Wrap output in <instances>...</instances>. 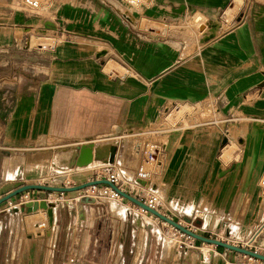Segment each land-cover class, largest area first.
I'll use <instances>...</instances> for the list:
<instances>
[{
  "label": "crops",
  "instance_id": "obj_1",
  "mask_svg": "<svg viewBox=\"0 0 264 264\" xmlns=\"http://www.w3.org/2000/svg\"><path fill=\"white\" fill-rule=\"evenodd\" d=\"M133 2L138 3L51 0L44 5L48 12L32 16L25 8L17 10L21 0H0V196L16 187L5 188L7 159L21 161L12 169L15 177L47 172L36 177L56 178L66 174L51 175L53 156L68 152L76 161L84 144L94 150L115 145L116 162L108 169L120 168L131 176L143 162L131 151L134 135L159 126L165 112L182 105L192 110L164 135L162 165L153 178L159 210L167 195L214 197L222 207L220 197L230 196L234 216L242 207L245 224L262 228L264 246V216L256 218L258 212L264 214V201L255 199L264 196V0ZM227 10L229 21L223 17ZM194 13L217 19L219 29L208 38L196 34L180 40L139 26L146 18L175 27ZM44 19L52 20L49 34L54 37L46 45L30 29ZM16 48L25 54L14 71ZM34 50L37 59L25 56ZM184 120L186 126H179ZM231 147L238 150L237 157L221 159V152ZM108 157L96 162L106 164ZM128 191L136 195L133 188ZM26 192L32 194L28 201L51 194ZM55 193L52 223L44 209L33 213L44 216L50 237L37 232L38 241L24 243L18 236L10 264H56L59 254L69 261L61 264H181V258L184 264H197L188 247L186 257L159 249L163 243L153 223L124 218L122 211L127 217L136 212L130 201H80L74 211L65 193ZM26 194L0 204V212L10 206L17 214L14 202ZM28 201L18 203L24 216L33 212L21 208ZM75 213L78 220L72 218ZM64 230L68 235L63 237ZM209 253V261L203 263L200 255L198 264H248L242 253L221 247Z\"/></svg>",
  "mask_w": 264,
  "mask_h": 264
},
{
  "label": "rangeland",
  "instance_id": "obj_2",
  "mask_svg": "<svg viewBox=\"0 0 264 264\" xmlns=\"http://www.w3.org/2000/svg\"><path fill=\"white\" fill-rule=\"evenodd\" d=\"M17 1V0H16ZM22 3L17 5V10L19 8H25L26 11L32 14V16H39V14H42L43 12H48L49 10L46 9L44 5L47 4V2H50L51 0H21ZM130 2V5L135 6L137 3H134L133 1L136 0H127ZM133 2V3H132ZM117 7L120 9L119 11L123 12L128 18H131L134 22L133 17L129 12L126 11V9L121 6L117 5ZM228 10L223 14V17L229 21L230 15H228ZM36 18V17H33ZM52 24V20L44 19L40 22V25L31 27V35L37 38L38 42L50 44L54 41V37L50 35L49 33L52 32L53 27H50L49 25ZM220 24L217 19H206V16L202 15L201 13H194L191 17H184L182 20L178 23L177 26H172L162 20H151L143 18L140 21L139 26L144 30V32H154L157 35H159L162 38L165 39H180V40H186L188 38H192L194 35L197 34V39L201 38H208L212 36V34L218 30L217 27ZM209 29V30H208ZM207 31V32H206ZM173 33L174 36L171 35ZM32 42H36V40L33 38ZM23 51L16 48L15 55H16V64L12 68L14 71L17 70L18 62H22V59H24ZM27 58H38V53L36 50L32 51V53H29L25 55ZM198 106V105H197ZM186 110H192V107H184L182 105L177 106V108H171L170 111L166 112L168 115V119L170 123H176L178 119L182 118L183 113ZM171 124V125H172ZM178 126L177 123L175 125ZM179 126L185 127L186 126V120L183 121L182 124ZM107 148V147H106ZM108 149H106V154H108ZM225 150V149H224ZM223 150V151H224ZM230 153L225 157L224 155L221 157V159L225 158V160H228V157L231 159L234 157H237L238 150H236V147H231L229 149ZM65 153V152H63ZM63 153L55 154L52 158V166H50V170L53 174L51 175H57L58 173H65L66 179L63 181V183H59L56 178L51 177L47 179H39L38 176H45L48 175L47 172H26L27 174L23 175L19 174V176L15 177L14 173L12 172V169L14 165H17L20 161L18 160H11L10 162L8 159L6 160L8 164V172L5 174L7 183L5 185V188L7 186L15 185L16 187L19 185H22L24 183H41L46 185H64V186H72L77 185L79 183L88 181V180H94L96 179L94 176L96 173L102 172L103 169H105V163L101 164V162L94 161L92 165H90L88 168H85L88 165L83 166H75L74 158L72 156L69 158V164L68 165H61L56 163L55 160L57 159L56 156H61ZM61 165V166H60ZM104 165V166H102ZM107 165V163H106ZM29 167V166H27ZM84 167V168H83ZM91 169L94 170L93 177L90 174ZM88 172V174H87ZM37 176V177H36ZM91 178H90V177ZM89 177L90 179H87ZM15 178V179H14ZM9 181V182H8ZM131 185H123L124 189H131ZM96 189H93L91 187H86L82 190V192L74 191V192H66L64 194V197L68 200V204L70 206H73V210L75 211L76 207L80 205V201L83 196L93 197L95 195ZM26 194L27 192L24 191ZM50 195L46 196V200L48 202L58 201V197L56 196L55 192H51ZM21 194V193H20ZM32 194H26V196L18 198L14 205L15 209H17V214H14L11 211V207L9 206L7 209L8 212L2 211L0 212V264H10V261H8V255L10 254V251L16 246V241L20 239V242L28 243V242H35L38 241L39 235H37V232H40L44 235L46 233L48 235V238L50 237V228L44 218L43 215L37 214L33 215V213H39L40 209L32 212L28 216H24L23 212H20L18 203L24 200L31 199ZM221 202L223 203V207L221 203L215 204L213 202L214 197H211L212 201H206L204 197H186V196H180V195H172V196H163V205H162V213L168 215L175 221L179 222L181 225H183L186 228H189L190 230L201 234L205 236H209L212 238H217L223 241H227L230 243L233 242H240V246L248 247L252 250H257L260 253L264 254V246H262V234H259V231H261V227L257 228L255 227H248L245 224V221L242 219V212L240 210L237 212V217L234 216L235 212L234 206L231 205V202H228L232 197H226L222 196ZM255 199L260 201L261 203L264 201V196H257ZM102 201H108L109 199L106 197H101ZM52 203H55V202ZM112 204H114V200H109ZM124 201L125 203H128L126 200H119ZM20 204V203H19ZM21 206V205H20ZM134 209H136V212H132L130 214V217H127V215L122 211L121 214L124 218L132 219L137 218L138 220L148 221L154 224L155 231L158 232V236L160 238V243L162 242L161 246H159V249L162 248L165 252H174L177 257V252H181V255L185 254L186 257V247L190 249L193 252V256L197 257L198 259L197 264L200 262L199 258L200 255L203 256V263L208 262L210 259V250L215 249L218 246H215L213 244H209L197 239H194L192 237L187 236L186 234L182 233L180 230L172 227L170 224L160 220L159 218H156L154 215L150 214L149 212L141 209L137 205L132 206ZM13 213V214H12ZM254 214V213H253ZM257 214V213H256ZM264 216L261 212H258V215L256 218H261ZM207 217V221L204 222V218ZM73 220L79 219L78 216L73 214ZM189 219L187 221L186 219ZM71 218H66V223L70 221ZM100 219H103L102 217ZM216 222V224H214ZM46 229V231H44ZM71 236L74 237L75 232L73 233L70 231ZM17 235V238L14 236ZM28 235H32L31 238L28 237ZM68 235L66 231H63V237ZM246 237V239H244ZM81 238V236L79 237ZM241 239L243 243H241ZM14 240V242H13ZM35 244L32 243V247H34ZM243 255V254H242ZM73 257V256H70ZM246 260H248L247 256H244ZM67 260L66 254L62 256V254H59L58 260L56 261V264H61ZM252 261V260H250ZM69 262V261H68ZM181 264H184V259H180ZM184 262V263H183ZM12 264V261H11Z\"/></svg>",
  "mask_w": 264,
  "mask_h": 264
},
{
  "label": "built area",
  "instance_id": "obj_3",
  "mask_svg": "<svg viewBox=\"0 0 264 264\" xmlns=\"http://www.w3.org/2000/svg\"><path fill=\"white\" fill-rule=\"evenodd\" d=\"M167 110V109H166ZM169 110V109H168ZM170 111V110H169ZM170 123L168 115L165 114L160 117L157 127L142 130L134 135L130 146L134 155L142 157L141 163L135 168V172L131 176H126L120 168L108 169L114 165L115 152L108 157L107 165H102L105 169L102 172L96 173V179H107L121 190L130 193L127 189L123 188V185H131V189L135 190V196L146 203L148 206L159 210L160 197L157 192V186L153 178L156 176V171L162 165V154L164 152L165 142L164 135L170 130L176 127V123ZM109 148V149H110ZM149 163V167H145V164ZM139 180L144 181L143 184L139 183ZM96 189L94 200H99L101 197H107L114 200H125L119 193L112 189L109 185L101 184L97 186H90ZM62 194V193H60ZM38 200L32 199L31 201ZM47 201V200H46ZM244 255V254H243ZM247 256V255H244ZM248 264H262L264 261L247 256ZM252 260V261H250Z\"/></svg>",
  "mask_w": 264,
  "mask_h": 264
},
{
  "label": "water",
  "instance_id": "obj_4",
  "mask_svg": "<svg viewBox=\"0 0 264 264\" xmlns=\"http://www.w3.org/2000/svg\"><path fill=\"white\" fill-rule=\"evenodd\" d=\"M178 10H180V9H178ZM111 148H112L111 154H113L115 152V147L113 146ZM92 151L93 150H92V147L90 145L84 144L83 146H81L79 148L78 158L76 159V161H74V163L79 165V166H83V165L88 164L89 162L92 161V158H94V157H92ZM56 179L61 184L66 179V176L61 175V176L56 177ZM139 183L143 184L144 181L139 180ZM101 184L109 185L112 189H114L117 193H119L126 200L130 201L134 205H137L141 209L151 213L152 215L159 218L160 220L170 224L172 227L180 230L182 233L186 234L189 237H192L194 239H197V240L209 243V244H213L215 246H218V247H221L224 249H228L231 251L242 253L244 255H247V256H250V257L264 261V254L258 252L257 250H252V249H249L248 247H245V246H240V245H236L234 243L223 241V240H220L217 238H212L209 236L201 235V234H198V233L190 230L189 228L184 227L179 222L175 221L174 219H172L168 215L162 213L160 210L148 206L146 203H144L142 200H140L136 196L131 195L130 193L121 190L119 187H117L116 185H114L113 183L108 181L107 179L88 180V181L79 183L77 185H72V186L46 185V184H41V183H24L22 185L15 187L14 189L8 191L4 195L0 196V204L4 203L6 201H9L12 197H14V196H16V195H18L24 191H28V190L37 189V190L60 192V193L74 192V191L82 192V190L86 187L97 186V185H101ZM94 201L95 200L93 197H88V196H83L81 199V202H84V203H93ZM54 206H55L54 203L48 202L46 200H34V201L26 202L21 208L23 210L26 208L27 211H29V212L36 211L39 208L44 209L46 212V215L48 217V222L52 223ZM186 220L189 221L188 218Z\"/></svg>",
  "mask_w": 264,
  "mask_h": 264
},
{
  "label": "bare ground",
  "instance_id": "obj_5",
  "mask_svg": "<svg viewBox=\"0 0 264 264\" xmlns=\"http://www.w3.org/2000/svg\"><path fill=\"white\" fill-rule=\"evenodd\" d=\"M231 146V145H230ZM110 147V146H109ZM106 147H104V146H102V145H100L99 146V148H97L96 150H94V149H92L93 151H92V157H94V158H92V161L91 162H89L88 164H86V165H90L93 161H96L98 158H100V157H104V155L106 154ZM227 149H229V148H227ZM227 149H226V152H225V157H227V155L230 153L229 151L230 150H228L227 151ZM108 156L112 153V148H110V149H108ZM59 154V153H58ZM223 155H224V153H223ZM57 157V159L55 160V164L56 163H58V164H61V165H68L69 164V153L68 152H65V153H63L61 156H56ZM230 157H228V159H229ZM225 159V158H224ZM60 165V166H61ZM85 165V166H86ZM87 167V166H86ZM54 201V200H53ZM52 201V202H53ZM51 202V203H52ZM55 202V201H54ZM55 204V203H54ZM34 212V211H33ZM151 214V213H150ZM157 218V217H156Z\"/></svg>",
  "mask_w": 264,
  "mask_h": 264
}]
</instances>
